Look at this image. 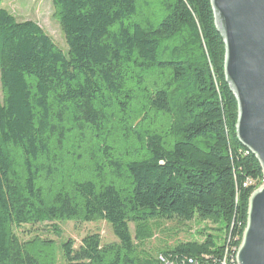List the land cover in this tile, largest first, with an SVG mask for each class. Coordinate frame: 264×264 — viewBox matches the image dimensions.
Returning <instances> with one entry per match:
<instances>
[{
	"label": "trees",
	"instance_id": "obj_1",
	"mask_svg": "<svg viewBox=\"0 0 264 264\" xmlns=\"http://www.w3.org/2000/svg\"><path fill=\"white\" fill-rule=\"evenodd\" d=\"M3 1L0 264H235L264 175L235 135L210 1L52 0L67 52ZM193 220L199 239L142 249L160 222ZM67 221L115 240L15 232Z\"/></svg>",
	"mask_w": 264,
	"mask_h": 264
},
{
	"label": "water",
	"instance_id": "obj_2",
	"mask_svg": "<svg viewBox=\"0 0 264 264\" xmlns=\"http://www.w3.org/2000/svg\"><path fill=\"white\" fill-rule=\"evenodd\" d=\"M224 44V77L237 104L235 135L264 175V0H209ZM237 264H264V183L249 196Z\"/></svg>",
	"mask_w": 264,
	"mask_h": 264
},
{
	"label": "rangeland",
	"instance_id": "obj_3",
	"mask_svg": "<svg viewBox=\"0 0 264 264\" xmlns=\"http://www.w3.org/2000/svg\"><path fill=\"white\" fill-rule=\"evenodd\" d=\"M1 6L10 12L18 20H33L53 39L56 45L67 52V45L63 33L60 29L57 19L54 15L52 0H4ZM1 97V87H0ZM159 228L154 232V236L145 241L142 249L156 255L158 249L165 246H172L177 242H183L191 239H199L196 231L203 228L204 224L193 220L185 226L179 225L174 221H162ZM61 229L59 237L47 230L45 225L34 227L24 226L15 230L20 240H26L30 237L39 236L41 238L54 239L58 244L66 239H72L75 246L80 243L81 238L87 233L97 232L103 243L115 240L110 226L104 221L75 223L71 221L58 223ZM46 228V229H45ZM134 226L130 224V230L133 234Z\"/></svg>",
	"mask_w": 264,
	"mask_h": 264
},
{
	"label": "built area",
	"instance_id": "obj_4",
	"mask_svg": "<svg viewBox=\"0 0 264 264\" xmlns=\"http://www.w3.org/2000/svg\"><path fill=\"white\" fill-rule=\"evenodd\" d=\"M159 261H160L161 263H163V264H166V263H167V262H166V259H165L164 257H162V256L159 257ZM222 264H226V263H225V262H222ZM235 264H237L236 261H235Z\"/></svg>",
	"mask_w": 264,
	"mask_h": 264
}]
</instances>
